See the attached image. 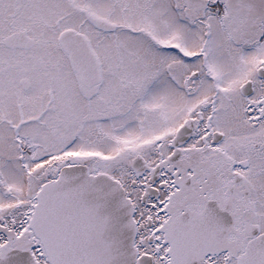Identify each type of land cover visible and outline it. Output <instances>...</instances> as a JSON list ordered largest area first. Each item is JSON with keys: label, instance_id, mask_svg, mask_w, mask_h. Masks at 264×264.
Wrapping results in <instances>:
<instances>
[{"label": "snow or ice", "instance_id": "obj_1", "mask_svg": "<svg viewBox=\"0 0 264 264\" xmlns=\"http://www.w3.org/2000/svg\"><path fill=\"white\" fill-rule=\"evenodd\" d=\"M0 264H264V0H0Z\"/></svg>", "mask_w": 264, "mask_h": 264}]
</instances>
